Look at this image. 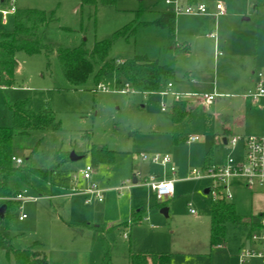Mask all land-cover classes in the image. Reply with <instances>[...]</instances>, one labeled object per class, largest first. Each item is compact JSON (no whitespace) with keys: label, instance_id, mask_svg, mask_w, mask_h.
I'll return each instance as SVG.
<instances>
[{"label":"rangeland","instance_id":"374dc122","mask_svg":"<svg viewBox=\"0 0 264 264\" xmlns=\"http://www.w3.org/2000/svg\"><path fill=\"white\" fill-rule=\"evenodd\" d=\"M167 1L120 0L116 6L99 1L96 7H89L82 0H0V42L30 10L44 11L53 18L37 33L54 52L18 53L14 86L0 87V127H13L11 106L18 101L25 102L32 113L50 112L54 120L48 130L16 133L14 138V155L24 164L54 171L49 182L35 179L29 189V196L42 198L15 205L9 226L0 223V233L14 249L39 242L38 249L49 255L51 264H128L131 249L135 253H169L172 264H242L240 248L250 245L247 228L228 224L226 247H212L213 194L205 191L217 185L208 176L209 167L242 158V144H223L224 128L235 125L260 130L255 134L264 137V109H254L252 101L245 107L240 98L252 89L253 72L257 80L264 71V7L256 10L255 0H172L178 5ZM12 2L18 13L4 20L1 10L10 9ZM201 4L207 14H185L186 9ZM218 4L223 5L225 15L216 20ZM167 9L177 14L178 41L191 43L190 54H176L167 30L145 25ZM132 22L140 24L136 36L115 40L109 58L118 64L136 55L159 60L175 69L170 81L175 88L169 89L165 83L159 93L122 94L114 77L106 78L97 89L94 73L84 86L73 89L63 74L58 49L92 51L97 42L112 39ZM216 43L224 57L216 56ZM98 69L95 65V72ZM186 74L191 81H186ZM230 79L241 80V84L231 89ZM188 93L199 97L219 93L222 97L210 105L192 106L187 119L174 124V94ZM174 134L201 140L188 143L182 139L176 144ZM226 138L232 139V135ZM102 149L113 151L115 161L94 165L92 152ZM72 153L84 157L74 162ZM142 155L149 159L168 155L171 166L144 161ZM87 166L94 169L91 181L82 180L81 172ZM172 167L175 174H170ZM75 176L83 186L79 191L91 182L96 184L103 192L102 202L87 201L79 191L66 195ZM152 176L173 181L171 197H157L148 184ZM227 186L240 216L257 212L254 205L264 200L257 196L260 189L252 192L240 178L228 180ZM137 207H144L143 221L132 228L130 224V228L117 227ZM23 215L27 219L21 220ZM83 222L93 229L76 225ZM7 249L0 252L7 253ZM10 259L14 263L12 255ZM245 264L261 262L251 258Z\"/></svg>","mask_w":264,"mask_h":264},{"label":"trees","instance_id":"16d2710c","mask_svg":"<svg viewBox=\"0 0 264 264\" xmlns=\"http://www.w3.org/2000/svg\"><path fill=\"white\" fill-rule=\"evenodd\" d=\"M99 1L104 6H116L120 0H82V5L96 7ZM262 6H264V0H257L255 7L259 9ZM176 17L175 12H163L154 22L145 25H153L167 30L170 33V40L175 41ZM52 21L53 18H49L44 11L30 10L25 17L16 20L11 33L2 36L3 39L0 42L1 88L14 86L18 53L23 52L33 56L42 52H54V47L43 44L37 33L40 27L47 26ZM139 27L140 24L137 22L130 23L118 30L112 39L97 42L92 51L83 47L58 49L63 74L70 86L73 89H79L89 81L94 73L96 74L97 89L108 77L116 78L118 88L128 83L136 92L145 94L158 93L165 83L171 84L170 81L175 75V69L163 65L159 60H150L147 56L136 55L133 59L118 64L109 58L114 41L120 38H134ZM176 50L183 53L189 52V48L186 46L177 47ZM95 65H99L97 72H95ZM11 111L14 120L13 127H0V198L6 203V212L4 217L0 219V223L6 226H9L12 208L22 203L16 200L18 195L33 187L35 179L49 182L54 173V171L50 173L46 170L33 168L29 164L19 166L13 161V143L16 133L28 135L31 131L48 130L54 124L51 113L48 111L32 113L26 109V103L23 101H18L11 106ZM189 113L190 110L186 102H175L172 113L173 122L175 124L183 123ZM175 143H180L176 137ZM92 158L94 165L97 166L111 164L115 161V153L107 149L94 150ZM217 191L218 198L213 199L211 206L210 243L212 247H223L227 242L228 224L252 227L254 218L251 217L247 220L240 216L236 206L231 201L226 200L224 189L219 187ZM165 205L166 203L163 207ZM139 221L138 214H133L131 226ZM7 246V239L0 233V248ZM38 246L40 244L27 249H9L8 252L13 256L15 264H50L46 254L39 251ZM128 264H172V255L169 253H135L131 249Z\"/></svg>","mask_w":264,"mask_h":264},{"label":"built area","instance_id":"2783aa9c","mask_svg":"<svg viewBox=\"0 0 264 264\" xmlns=\"http://www.w3.org/2000/svg\"><path fill=\"white\" fill-rule=\"evenodd\" d=\"M168 4H176L177 1H167ZM217 9L220 11V14L223 15V7L222 5H218ZM15 7H12L10 12H4V16H7L11 13H15ZM207 9L204 5L199 6L196 9L188 8L185 10V14L187 15H198V14H206ZM169 89H172V84L168 85ZM119 92L122 94H133L136 91L130 84H125L124 86L119 88ZM159 93V92H158ZM165 94V93H162ZM176 101H183L187 98H196L199 103L210 104L214 101V99L218 96L214 95H204L197 96L194 94H174ZM250 97L254 100H259L264 98V71H262L258 75V79L256 80V89L253 93L250 94ZM165 109V108H164ZM163 109V110H164ZM201 140L199 136H189L187 138L188 143H195ZM240 142L244 143V155L240 161H234L230 159L225 162L222 166L212 165L208 168V176L211 177L214 181L217 182L216 187L211 189V194H213V199L218 198L219 187L224 189L225 198L228 201L233 199V195L227 186V181L232 178H240L244 179L247 187L255 192L258 189L264 188V137L262 136H250L247 138L235 137L231 140L230 144L232 147H236ZM142 160L147 161L150 160L152 163L159 164L163 167L171 166V159L168 155L165 156H155L153 158H147L146 156H141ZM13 161L17 165H24L22 159L13 158ZM94 169L90 166H87L82 172L81 176L86 181H91L93 176ZM171 174L176 173L175 168L170 169ZM194 174L197 172L194 171ZM74 180H78V177L75 176ZM148 184L151 186L152 190L156 193L159 199H164L171 197L174 192L173 181L168 179H161L159 176H152ZM75 192L79 190L75 189ZM80 193L89 196L88 201L91 199L98 200L102 202L103 200V192L99 189V187L91 183L86 189L80 190ZM36 197L29 196L27 192L18 195L16 200L20 202H27L36 200ZM27 218L26 215H23L21 219ZM253 224L256 225L255 228L252 229L249 234V243L250 246L241 250L240 253V261L242 264H245L247 259L258 258L261 264H264V215L258 217L256 221H253Z\"/></svg>","mask_w":264,"mask_h":264},{"label":"crops","instance_id":"0c3cea01","mask_svg":"<svg viewBox=\"0 0 264 264\" xmlns=\"http://www.w3.org/2000/svg\"><path fill=\"white\" fill-rule=\"evenodd\" d=\"M172 1V0H171ZM256 1L257 0H255V2H254V6L256 5ZM4 2V1H3ZM166 4H168L167 2H166ZM168 5H172V4H168ZM202 5H204V4H201V5H199V6H202ZM218 5H221V4H218ZM217 5V6H218ZM198 6V7H199ZM205 6V5H204ZM12 7H15V13H11V14H16V13H18V9H17V7H16V4L15 3H11V5H10V9H4V10H1V12H2V16L4 17V20H6L7 18L6 17H8L9 15H11V14H9V15H7V16H4V12H10L11 11V9H12ZM197 7V8H198ZM206 7V6H205ZM222 7H223V5H222ZM262 7H264V6H262ZM261 7V8H262ZM256 8V7H255ZM261 8H259V9H261ZM259 9H257L256 8V10H259ZM217 11H218V14H217V16H216V20L220 17H224V15H225V12H224V14L223 15H221L220 14V11L217 9ZM223 11H224V7H223ZM163 12H172V11H169V9H167L166 11H162V12H159L157 15V18L156 19H158L159 18V16L163 13ZM207 14V13H206ZM198 15H205V14H198ZM5 23L6 22H3V25H5ZM153 27H155V26H153ZM210 38L211 39H213L214 38V36L213 35H211L210 36ZM170 40V39H169ZM170 42H175V51H176V54L178 53L177 52V50H176V48L177 47H180V46H186V47H188L189 48V52H187V53H185V54H190L191 53V51H192V46H191V43L190 42H188V41H184V42H182V43H180L179 41H178V37H177V17H176V38H175V41H171L170 40ZM228 43L226 42L225 43V46H224V48L227 50L228 48ZM215 54H216V56L218 57V56H223V54H222V52H221V49H220V47L217 45V43L215 44ZM224 57V56H223ZM122 63V62H121ZM253 87H252V89H250V90H248L243 96H240V98L241 99H243V100H245V107H247V102H249V101H252V104L254 105V109H264V98H261V99H259V100H254V99H252L251 97H250V94L251 93H253L254 91H255V89H256V79H255V74H256V71H254L253 72ZM186 81H191V77H190V75L189 74H186ZM116 78H114V80H115ZM116 83H117V80H116ZM239 84H241V80H238V79H236V80H233V79H230V81L228 82V86H229V88H231V89H234L235 87H237V86H239ZM175 88V85L174 84H172V89H174ZM117 89H119V88H117ZM215 94H217L218 96L214 99V101L212 102V103H215L216 102V99L217 98H221L222 97V95L221 94H219V93H215ZM214 95V94H213ZM175 102H177V101H175ZM175 102H174V105H175ZM182 102H186L187 103V105H188V109L191 111V107L192 106H195L196 104H198V105H200L201 103H199V101L196 99V98H194V97H192V98H187V99H185V100H183ZM204 104H207V103H204ZM211 104V103H210ZM209 104V105H210ZM174 105H173V109H174ZM197 106V105H196ZM172 113H173V110H172ZM172 118H173V116H172ZM187 119V118H186ZM175 124V123H174ZM264 130V129H263ZM224 132V139H223V144L224 145H231L230 144V142H231V140L233 139V138H235V137H242V138H247V137H250V136H260V135H257V134H255V133H259V132H261L260 130H252V129H250V128H246V127H243V128H238L237 126H235V125H231V126H229V127H226V128H224V130H223ZM263 132V131H262ZM228 135H232V139H227L226 138V136H228ZM175 137L176 138H178L180 141L182 140V139H184L185 141H187V138L189 137H185V136H180V135H178V134H174V142H175ZM262 137V136H261ZM199 142V141H198ZM239 144H242V158H243V155H244V143L243 142H240ZM77 154V153H76ZM77 155H79V156H81V154H77ZM83 155V154H82ZM82 157H84V156H82ZM14 158H18V157H16L15 155H14ZM241 158V159H242ZM20 159V158H19ZM16 164V163H15ZM223 164H225V162L223 163ZM17 165V164H16ZM171 174V173H170ZM78 180H79V178H78ZM82 180H83V178H82ZM77 182L78 181H73V183L74 184H72V186H71V188L70 189H67V193H65L66 195H69V196H71V195H73V194H75L76 192L74 191L75 189H80V188H82L83 186L81 185V184H77ZM91 183H93V182H91ZM90 183V184H91ZM89 184V185H90ZM89 185H87V187L89 186ZM86 187V188H87ZM210 189V192L207 194V193H205V194H207V195H209V194H211V188H209ZM260 191V194H257V196H259V198H264V192H263V189H260L259 190ZM24 192H27V194L29 193V190H26V191H24ZM253 192V191H252ZM84 195V194H83ZM33 197H35V196H33ZM36 198H42V195H40V196H36ZM84 198L88 201V199H89V196H87V195H84ZM98 201V200H95V199H91L90 201ZM0 201H1V206H0V219H2L1 218V211H2V209L4 208V207H6V203H5V201L3 200V199H1L0 198ZM100 202V201H99ZM258 202H259V204H258ZM256 204H258V205H254V207H255V209H256V213H254V212H252L251 213V215H249V216H243V217H245L247 220H249L251 217H253L254 218V220L253 221H256L257 219H258V217L259 216H261V215H264V200H260V201H258ZM164 210H166V209H164ZM136 211V212H135ZM144 211V207H137V208H134L133 210H132V212H131V214H130V218L127 220V221H125V222H123V223H121V224H119L117 227H124V228H130V227H128V225L130 224L131 225V218H132V216H133V214H138V217L140 218V221L137 223V224H140L142 221H143V216H142V212ZM166 212H168V209L166 210ZM165 212V213H166ZM194 212H192V214H193ZM22 217V216H21ZM21 217H20V219H21ZM25 219H27V218H25ZM25 219H23V220H25ZM87 219H89V218H87ZM22 220V219H21ZM84 224H81V223H76V225H78V226H80V227H82V228H86V229H89V230H91V229H93V227H92V225L89 223V224H86V222H83ZM254 226V227H253ZM252 227L250 226V227H245V228H247L246 230L248 231V234H247V238H248V240H249V234H250V231L252 230V229H254L255 228V226L256 225H253ZM96 228H98V227H96ZM95 228V229H96ZM131 228H132V226H131ZM252 228V229H251ZM255 229H257V227L255 228ZM5 237V236H4ZM6 238V237H5ZM130 238H131V236H130ZM8 241V240H7ZM36 244H40L39 242H37V243H35L34 245H36ZM33 245V246H34ZM226 245H227V242H226V244H225V247H226ZM40 246H41V244H40ZM245 245L243 244L242 245V247L240 248V251H241V249L244 247ZM250 246V245H249ZM224 247V246H223ZM3 248H8L7 249V253H2V252H0V264H7L6 262L8 261L9 263L8 264H15V262L13 263V261L10 259V257H11V254H9V252H8V250L9 249H12V250H17V249H14L11 245H9L8 244V246L7 247H3ZM3 248H0V249H3ZM30 248V247H29ZM39 251H41V252H44L45 254H46V256H47V258H48V260H49V263H50V257H49V255L45 252V251H43V250H41V249H39ZM51 264V263H50Z\"/></svg>","mask_w":264,"mask_h":264},{"label":"water","instance_id":"95a60500","mask_svg":"<svg viewBox=\"0 0 264 264\" xmlns=\"http://www.w3.org/2000/svg\"><path fill=\"white\" fill-rule=\"evenodd\" d=\"M83 157L82 156H79V155H77L76 153H72L71 155H70V159H71V161H79V160H81ZM138 181H137V179H135L134 180V183L136 184ZM210 192V189H207L206 191H205V193H209ZM167 210V209H166ZM166 210H164L163 212H166ZM5 212H6V207H4L3 209H2V211H1V218H3L4 217V214H5Z\"/></svg>","mask_w":264,"mask_h":264}]
</instances>
